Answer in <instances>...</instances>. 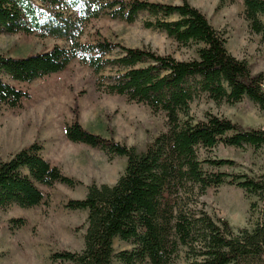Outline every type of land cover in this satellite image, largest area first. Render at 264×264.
Here are the masks:
<instances>
[{
    "label": "trees",
    "instance_id": "1",
    "mask_svg": "<svg viewBox=\"0 0 264 264\" xmlns=\"http://www.w3.org/2000/svg\"><path fill=\"white\" fill-rule=\"evenodd\" d=\"M243 7L250 32L264 42V0H244ZM142 13L153 18L145 22L146 28L162 31L181 45H201L198 58L180 61L106 39L80 41L90 20L109 16L131 24ZM0 34L69 43L24 57L0 54V107H19L29 94L17 85L62 72L77 59L95 74L114 71L105 77L107 84H100L106 93L143 104L166 118L167 130L137 152L85 130L74 103L65 138L98 149L108 159L125 157L126 166L113 186L92 183L83 199L66 203L68 210L87 213L83 248L52 253V264H113L114 260L176 264L181 252L187 264H264V172L258 177L231 175L219 169L234 162L203 157L219 144L264 150V129H244L211 113L198 121L189 116L190 104L201 95L217 105L246 98L264 111V75H252L245 60L229 54L225 39L204 14L186 0L178 5L146 0H0ZM42 150L34 142L0 161V209H31L43 201L41 187L78 184L50 165ZM222 185L241 188L261 202L252 230L233 231L227 221L204 210L199 198ZM10 223L11 230L23 225L20 219ZM115 239L132 249L115 253Z\"/></svg>",
    "mask_w": 264,
    "mask_h": 264
},
{
    "label": "rangeland",
    "instance_id": "2",
    "mask_svg": "<svg viewBox=\"0 0 264 264\" xmlns=\"http://www.w3.org/2000/svg\"><path fill=\"white\" fill-rule=\"evenodd\" d=\"M146 1L172 5L182 2ZM186 1L204 14L209 24L222 35L230 55L237 60H245L252 75H264V42L260 35L250 32L244 20V0ZM147 21H153V18L145 13L139 14L131 24L101 16L84 25L80 41L92 43L106 39L124 47L150 50L160 56L169 55L180 61L198 58L197 50L201 45L178 44L164 32L146 28L144 24ZM68 45L64 40L51 37L0 34V54L13 57ZM113 73L107 69L95 74L76 59L62 72L17 85L29 94V99L19 107H0V161L8 160L20 149L37 142L43 147L42 156L50 165L78 182L72 188L61 184L41 187L44 198L37 207L0 209V264H52L49 260L52 253L63 250L80 252L87 213L68 210L66 203L83 199L92 183L113 186L124 173L125 157L108 159L98 149L71 143L65 138L64 130L73 119L71 109L75 102L78 121L85 130L133 147L137 152H143L155 137L167 130L163 113H153L143 104L105 92L100 84H107L105 77ZM208 113L225 117L244 129H264V111L246 98L236 104L217 105L201 95L190 104L189 116L194 121L204 120ZM205 156L234 162L231 167L219 169L231 175L258 177L264 172L263 149L254 150L249 146L238 149L219 144ZM199 202L210 216L227 221L233 231L252 230L261 210V202L256 196L231 185L207 190ZM18 219L23 221V225L11 230V220ZM113 248L118 253L131 250L132 246L115 239ZM186 262L181 252L176 264ZM113 264L121 263L114 260Z\"/></svg>",
    "mask_w": 264,
    "mask_h": 264
}]
</instances>
